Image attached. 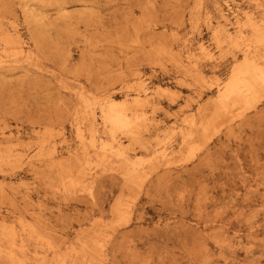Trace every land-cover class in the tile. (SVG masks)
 Masks as SVG:
<instances>
[{
  "label": "rangeland",
  "instance_id": "rangeland-1",
  "mask_svg": "<svg viewBox=\"0 0 264 264\" xmlns=\"http://www.w3.org/2000/svg\"><path fill=\"white\" fill-rule=\"evenodd\" d=\"M0 264H264V0H0Z\"/></svg>",
  "mask_w": 264,
  "mask_h": 264
},
{
  "label": "bare ground",
  "instance_id": "bare-ground-1",
  "mask_svg": "<svg viewBox=\"0 0 264 264\" xmlns=\"http://www.w3.org/2000/svg\"><path fill=\"white\" fill-rule=\"evenodd\" d=\"M111 111V115L107 117V122L113 127V131H121L125 134L134 135L130 113L126 110ZM113 140L115 143L121 145L120 140L116 136H113Z\"/></svg>",
  "mask_w": 264,
  "mask_h": 264
}]
</instances>
